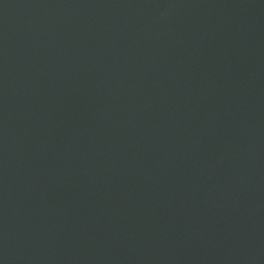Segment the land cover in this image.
<instances>
[{
	"label": "water",
	"instance_id": "water-1",
	"mask_svg": "<svg viewBox=\"0 0 264 264\" xmlns=\"http://www.w3.org/2000/svg\"><path fill=\"white\" fill-rule=\"evenodd\" d=\"M239 0H0V264H174Z\"/></svg>",
	"mask_w": 264,
	"mask_h": 264
}]
</instances>
